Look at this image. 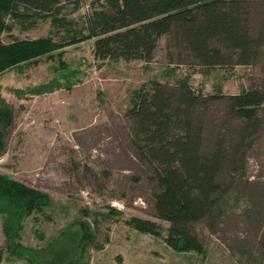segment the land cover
Wrapping results in <instances>:
<instances>
[{
    "label": "rangeland",
    "instance_id": "374dc122",
    "mask_svg": "<svg viewBox=\"0 0 264 264\" xmlns=\"http://www.w3.org/2000/svg\"><path fill=\"white\" fill-rule=\"evenodd\" d=\"M87 4L65 13L82 26ZM252 36L264 34V0H251ZM11 23V22H10ZM49 21L32 27L12 23L3 43L54 36ZM0 74V96L14 113L13 131L0 156V174L47 194L51 206L20 222L17 243L44 264H264V129L249 154L246 178L238 179L224 205L218 232L205 223L195 232L203 254L177 253L166 242L169 224L156 217L151 170L139 161L127 115L132 92L153 82L174 87L189 77L204 96L236 95L264 87V45L252 67L204 76L165 36L154 59L112 63L96 59L93 41L66 47ZM59 86L39 93L44 86ZM227 102H210L204 151L224 125ZM264 119V112H263ZM133 218L155 223L158 234L130 226ZM80 223L92 241L82 244ZM0 264H30L6 250L0 215Z\"/></svg>",
    "mask_w": 264,
    "mask_h": 264
},
{
    "label": "trees",
    "instance_id": "16d2710c",
    "mask_svg": "<svg viewBox=\"0 0 264 264\" xmlns=\"http://www.w3.org/2000/svg\"><path fill=\"white\" fill-rule=\"evenodd\" d=\"M84 4L89 11L79 26L65 13L78 12ZM250 4L251 0H0V74L91 40L96 59L149 64L165 36L192 70L198 68L204 76L215 70L232 73L236 67L254 66L264 45V34L254 37L250 32ZM47 21L58 41L45 37L6 44L1 40L12 23L32 27ZM58 87L44 86L39 93ZM217 100L227 102V115L206 152L205 118L210 102ZM263 112L264 87L204 96L186 76L172 88L153 82L150 90L132 92L127 111L133 122L132 144L139 161L151 170L156 217L169 224L166 242L175 252L204 253L195 232L200 223L211 234L218 232L234 184L247 177L249 154L264 129ZM13 121L12 109L0 96V156L6 151ZM51 203L47 194L0 174V215L11 255L44 264L30 256L17 238L20 222L45 214ZM129 224L140 233L158 234L159 227L150 221L133 218ZM79 225L81 242L89 245L90 228Z\"/></svg>",
    "mask_w": 264,
    "mask_h": 264
}]
</instances>
